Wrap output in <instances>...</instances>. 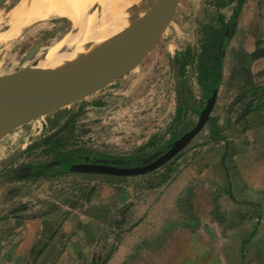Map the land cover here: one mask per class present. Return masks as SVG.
Here are the masks:
<instances>
[{
  "label": "rangeland",
  "instance_id": "374dc122",
  "mask_svg": "<svg viewBox=\"0 0 264 264\" xmlns=\"http://www.w3.org/2000/svg\"><path fill=\"white\" fill-rule=\"evenodd\" d=\"M22 1L0 0V76L31 66L49 50L59 47L73 30L72 22L63 15H53L39 22L36 20L32 25H17V20L26 16L21 14L18 19L13 14ZM221 2L177 0L166 29L136 67L86 96L1 134L0 199H10L14 197L15 190L18 192L21 189L13 188V184H9L10 187L6 185L13 182V177L22 167L48 164L52 169L45 176L47 178L17 182L24 186L21 204L27 218L54 216L57 221L55 227L58 224L61 226L63 223L60 222L67 216L78 220L80 215H88L90 223L105 218L101 233L90 229L88 237L79 235L70 239L65 237L68 232L60 233L55 254L17 256L19 264H104L110 253L108 248L116 245L114 238L119 231L116 223L126 215L127 210L131 212L135 208L137 212L136 206L146 194L148 198L149 193L160 197L163 192L152 191V188L163 181L161 176L111 178L98 174L77 175L74 174L78 173L75 166L87 162L134 167L128 166V158L144 165L153 160L146 161L149 155L164 146L166 151L172 145L168 144L170 141L195 125L198 121L196 111L204 108L207 102L199 82L200 62L218 61V55L210 52V44L216 40V32H224V36L230 32L223 23L229 21L236 7L234 1L223 0L229 3L221 8ZM261 3L250 0L248 8L254 10L258 5L261 7ZM98 6L95 3L89 13ZM248 13V10L245 15L243 13L236 34L231 32L233 37L237 35V45L241 38L245 40L246 31L253 23ZM263 21L253 25L255 40L264 37ZM37 46L40 47L38 52L31 54ZM235 54L233 50L229 56L225 55L226 75L212 114L222 132L228 124L231 125V120H239L245 115V108L264 94L263 90L245 95L247 90L250 89V93L264 84L260 83L263 77L259 74L254 81L247 71L240 74ZM180 108L181 122H176ZM210 133L206 127L180 158L164 167L168 170L164 171L165 174H170L175 166L181 165V161L189 163L190 159L206 150L210 152H207V159L219 157L222 153V150L219 152L220 147L207 146L212 142V136L216 137ZM56 161H64L68 166L50 165ZM155 186L153 189L157 188ZM138 215L139 212L134 217ZM252 215L254 218L250 225L260 224V212L256 209ZM251 230L249 228V232ZM55 235H58L57 230ZM71 235L76 233L69 237ZM68 249L76 253H65ZM99 249H102L101 254H95ZM246 251H250L249 247ZM250 260L254 261L255 256H251Z\"/></svg>",
  "mask_w": 264,
  "mask_h": 264
},
{
  "label": "crops",
  "instance_id": "0c3cea01",
  "mask_svg": "<svg viewBox=\"0 0 264 264\" xmlns=\"http://www.w3.org/2000/svg\"><path fill=\"white\" fill-rule=\"evenodd\" d=\"M234 2L236 3V0ZM260 2H263L261 7L258 5L251 10L248 8L250 0H245L235 27L230 31V37L224 40V49L219 55L216 54L219 57L217 62H221L219 88L226 75L225 55L231 54L233 50L241 68V71L238 68L239 73L247 71L254 81L260 74L263 77L259 79L260 83H264V37L260 36L255 40L253 34V25L264 19V0H258V3ZM247 10L253 23L246 31L247 37L245 40L241 38L238 46L235 40L237 35L233 37L231 32L234 33L238 26L240 29L241 17ZM200 85L206 95V101L215 91L217 98L208 122L190 144L208 127L211 136L216 137L212 136V142L207 146H218L219 152L222 150V153L219 157L211 158L212 163L211 159H207L209 150H206L190 159L189 163L181 161V165L175 166L170 174H165L164 171L168 170H164V167L180 158L189 144L161 167L142 175L129 176H161L163 181L154 185L157 188L153 189V186L152 191L160 190L163 193L160 197L149 193L150 198L146 194L140 205L136 206L137 212L135 208L131 212L127 210L126 215L116 223V229L120 232L117 231L118 234L114 238L116 245L108 248L110 253L104 264H264V94L245 108V115L240 116L239 120H231V125L228 124L223 132L216 123L213 131L211 124L216 121L212 114L217 104L219 88L214 91L209 89L206 94L201 83ZM257 87L250 93V89L247 90L245 95L261 93L264 90V84ZM204 108L196 111L198 121L199 113ZM181 110L182 108L178 112L176 122L180 119ZM180 134L174 142L184 133ZM166 151L154 155L152 159ZM186 157L187 155L185 159ZM1 172L2 170L0 174ZM14 177L13 182H8L6 187L13 184V188L21 189L18 192L15 190L14 197L10 199H0V264H19L17 256L25 254H55L58 249L56 240L60 233L68 232L69 235L65 237L70 239L79 235L88 237L90 229L102 232L105 218H101L100 222L97 219L90 223L88 215H80L78 220L74 216H67L60 222L63 224L56 227L54 216L27 218L23 214L21 204L24 186L17 182L40 177ZM9 190L10 188L7 189ZM256 209L260 212V224L250 225ZM138 212L137 218L134 217ZM75 223L77 225H74ZM249 228H252L250 232ZM73 232L76 235L69 237ZM247 247L250 250L248 253ZM43 248L46 250L42 251ZM68 250L65 253H76ZM101 251L102 249L96 250L95 254H101ZM251 256H255L254 261L250 260Z\"/></svg>",
  "mask_w": 264,
  "mask_h": 264
},
{
  "label": "water",
  "instance_id": "95a60500",
  "mask_svg": "<svg viewBox=\"0 0 264 264\" xmlns=\"http://www.w3.org/2000/svg\"><path fill=\"white\" fill-rule=\"evenodd\" d=\"M177 0H140L135 18L120 34L106 57L97 58L92 66L87 59H76L34 83L24 77L42 60L0 76V136L43 114L86 96L128 73L152 50L170 22ZM39 46L32 53L39 50ZM91 60H93L91 58ZM217 98H208L196 125L154 160L140 166L120 167L100 163H81L75 171L111 176H136L151 172L185 149L206 125ZM60 161L50 165L60 164Z\"/></svg>",
  "mask_w": 264,
  "mask_h": 264
},
{
  "label": "bare ground",
  "instance_id": "6f19581e",
  "mask_svg": "<svg viewBox=\"0 0 264 264\" xmlns=\"http://www.w3.org/2000/svg\"><path fill=\"white\" fill-rule=\"evenodd\" d=\"M95 3L99 5L98 8L89 13ZM139 3L140 0L22 1L13 14L14 17L21 14L26 16L23 19L17 17V25H29L53 15H63L73 24L71 34L59 47L49 50L39 64L24 77V81L34 83L57 74L61 68L76 59H87L88 65L92 66L97 58L106 57L111 46L135 18ZM30 12L33 13L28 15Z\"/></svg>",
  "mask_w": 264,
  "mask_h": 264
},
{
  "label": "trees",
  "instance_id": "16d2710c",
  "mask_svg": "<svg viewBox=\"0 0 264 264\" xmlns=\"http://www.w3.org/2000/svg\"><path fill=\"white\" fill-rule=\"evenodd\" d=\"M234 1V0H230ZM227 3H224L223 0L220 4L221 8L226 7ZM236 7L234 8V12L230 18V20L227 23H223L224 27L227 29V31L233 30L235 27V24L237 22L238 15L240 14V11L242 10V7L245 3V0H236ZM223 17V16H222ZM216 40L213 41L210 45V52L213 54H220V52L225 47V41L230 37V32H228L227 36H224V32H219L214 35ZM226 38V40H225ZM214 39V37H213ZM225 40V41H224ZM199 80L202 86L204 87V90L206 91V94H208L209 89H212L214 91L215 89L219 88L220 82H221V62H212L211 60H201L199 65ZM210 87V88H208ZM264 101V97H263ZM215 122H212L211 128L213 131H215ZM179 137L177 135L175 139ZM173 139L168 144H172L174 142ZM165 146L162 148H159L157 151L153 152L151 155H149L146 158V161L151 160L154 155L160 154L164 152ZM127 160L130 161V164L128 166H137L140 165L136 163L134 158H128ZM132 162V163H131ZM52 168L49 167L48 164L43 165H34V166H24L22 169H20V172L18 175H16L15 179H25V178H32V177H45L50 174ZM74 172V171H73ZM77 172V171H76Z\"/></svg>",
  "mask_w": 264,
  "mask_h": 264
},
{
  "label": "flooded vegetation",
  "instance_id": "af4514ba",
  "mask_svg": "<svg viewBox=\"0 0 264 264\" xmlns=\"http://www.w3.org/2000/svg\"><path fill=\"white\" fill-rule=\"evenodd\" d=\"M82 163H87V162H82ZM81 164V163H79ZM59 166H68V163L61 161V163L59 164Z\"/></svg>",
  "mask_w": 264,
  "mask_h": 264
}]
</instances>
